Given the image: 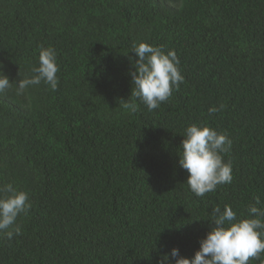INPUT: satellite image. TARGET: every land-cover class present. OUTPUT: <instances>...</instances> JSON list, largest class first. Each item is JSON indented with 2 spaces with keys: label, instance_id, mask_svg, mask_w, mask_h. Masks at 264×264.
Segmentation results:
<instances>
[{
  "label": "trees",
  "instance_id": "obj_1",
  "mask_svg": "<svg viewBox=\"0 0 264 264\" xmlns=\"http://www.w3.org/2000/svg\"><path fill=\"white\" fill-rule=\"evenodd\" d=\"M141 42L174 51L184 78L151 111L131 95ZM41 47L55 52L57 88L17 95ZM0 64L12 84L0 189L31 204L19 235L0 231V264H175L174 248L194 258L217 206L264 223L249 212L264 211V0H0ZM192 124L232 141L220 153L232 182L202 197L179 164Z\"/></svg>",
  "mask_w": 264,
  "mask_h": 264
},
{
  "label": "clouds",
  "instance_id": "obj_2",
  "mask_svg": "<svg viewBox=\"0 0 264 264\" xmlns=\"http://www.w3.org/2000/svg\"><path fill=\"white\" fill-rule=\"evenodd\" d=\"M132 47L138 59L134 65L135 71L131 72L134 86L131 95L140 98L149 111L157 109L160 103L172 95L173 86L178 88L183 82L184 78L177 67L179 64L177 55L174 51L165 54L161 48L144 42L138 45L134 43ZM2 69L3 66L0 64V93L12 87ZM58 70L54 50L50 47H41L39 67L32 69L34 75L31 78L18 81L17 95L23 94L30 85L40 84L42 80L55 91ZM122 106L132 112L137 111L134 102H124ZM223 107L221 105L220 109ZM220 109L210 108L209 115ZM231 143L226 135L217 133L207 126L199 127L192 124L186 128L179 164L189 173L187 184L197 196L202 197L208 192L215 191L217 185L232 182L231 165L225 163L220 155L230 149ZM0 191L8 194L0 198V231H3L8 239H12L14 233L19 235L21 232L19 226L13 227L17 216L21 213L27 214L31 204L28 194L17 191L11 184ZM249 212L264 216V211L255 206L250 207ZM211 217L215 226L200 242V249L195 252L194 258L180 257L178 249H172L171 256L175 258V264H248L252 259H260L264 253V239H261L262 234L258 229H264V223L259 218L235 222L236 214L228 205H225L223 212L218 206L215 207ZM167 258L166 255L164 260ZM261 264H264V260Z\"/></svg>",
  "mask_w": 264,
  "mask_h": 264
}]
</instances>
